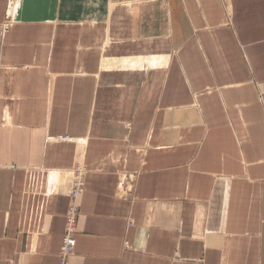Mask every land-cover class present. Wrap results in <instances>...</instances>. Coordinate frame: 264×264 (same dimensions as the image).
<instances>
[{"label":"crops","instance_id":"crops-1","mask_svg":"<svg viewBox=\"0 0 264 264\" xmlns=\"http://www.w3.org/2000/svg\"><path fill=\"white\" fill-rule=\"evenodd\" d=\"M264 264V0H0V264Z\"/></svg>","mask_w":264,"mask_h":264},{"label":"built area","instance_id":"built-area-1","mask_svg":"<svg viewBox=\"0 0 264 264\" xmlns=\"http://www.w3.org/2000/svg\"><path fill=\"white\" fill-rule=\"evenodd\" d=\"M85 188V171L82 167H76L73 171L71 181L70 199L71 205L66 215L65 233L59 255V264H69V260L74 254L77 240V223L80 215L79 199Z\"/></svg>","mask_w":264,"mask_h":264}]
</instances>
